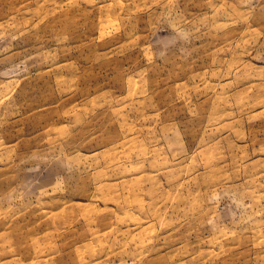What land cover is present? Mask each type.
I'll return each instance as SVG.
<instances>
[{
  "label": "rangeland",
  "instance_id": "1",
  "mask_svg": "<svg viewBox=\"0 0 264 264\" xmlns=\"http://www.w3.org/2000/svg\"><path fill=\"white\" fill-rule=\"evenodd\" d=\"M0 264H264V0H0Z\"/></svg>",
  "mask_w": 264,
  "mask_h": 264
}]
</instances>
